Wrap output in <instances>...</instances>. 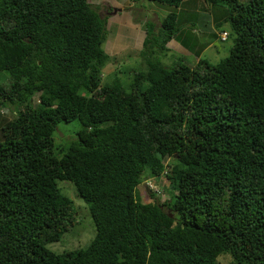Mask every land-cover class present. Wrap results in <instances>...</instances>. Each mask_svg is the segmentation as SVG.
I'll use <instances>...</instances> for the list:
<instances>
[{
	"label": "trees",
	"instance_id": "obj_1",
	"mask_svg": "<svg viewBox=\"0 0 264 264\" xmlns=\"http://www.w3.org/2000/svg\"><path fill=\"white\" fill-rule=\"evenodd\" d=\"M148 1L170 9L143 22V68L123 72L103 50L106 6L0 0V264H264V0ZM190 3L198 26L228 25V54L164 65ZM71 121L75 139L54 151ZM150 179L163 194L140 202ZM58 182L94 235L56 254L46 245L77 215Z\"/></svg>",
	"mask_w": 264,
	"mask_h": 264
},
{
	"label": "rangeland",
	"instance_id": "obj_2",
	"mask_svg": "<svg viewBox=\"0 0 264 264\" xmlns=\"http://www.w3.org/2000/svg\"><path fill=\"white\" fill-rule=\"evenodd\" d=\"M195 1H197L196 5L204 7L201 0H195ZM151 5H152L151 2H149L148 0L135 1L132 9L129 10L128 14L132 18V20H135V21L141 20V19H145V21H152L154 19L153 21H155V25L157 26L158 21H160L162 18V14L163 16L165 15L164 9H170V8L160 6L164 8H160L159 11L153 8V10L155 11L153 13L157 14L156 18H154L148 13V10L150 9L149 7H152ZM100 6L105 7L106 5L102 4ZM105 13H109V16L113 15L114 8H111V9L107 8L106 10H104L103 8H100L99 14L103 17H106ZM201 17H202V22L199 24V26L198 25L192 26L194 30L196 28L204 29L206 26H208L206 23V21L207 22L209 21L207 16L205 14H201ZM123 18H125V16H123ZM192 23H194V20ZM189 29H192V28H189ZM106 31H107V27H106ZM216 31L217 32H220V31L229 32L228 25L220 24V26L218 27ZM188 33H189L191 42L194 41V42L200 43L203 40H205L203 38V34L198 35L197 31H195V35H193L191 32H188ZM210 40H206V41L209 42ZM214 43L215 42H212V44ZM230 46H231V40L230 38H228L226 41L216 44L215 45L216 49L212 47L209 50L207 49L206 51H204V53L201 54L199 58L200 60H206L209 64H216L221 59L227 56ZM103 47L105 50L109 49V45L106 46V44L105 45L103 44ZM136 54H137V51L135 49L128 48L124 52L113 57V59L117 58L116 62L118 66L120 67V69H122L121 71L123 72L132 71V70L135 71L138 69V63L140 61V58ZM187 60L189 62H193V58L191 57L188 58ZM139 64H141V67L143 68V63L140 62ZM168 64L169 62L167 61L166 65ZM113 66H117V65L112 62L108 63L106 65V68L105 67L103 68L102 73L103 74L111 73L113 70ZM110 79L111 77H109V80ZM5 80H6L5 73H0V83L4 82ZM0 115L8 119L11 117L9 113L6 111L4 112L2 111ZM78 129H79V124L77 121H71L66 124L65 123L58 124L52 134V144H53L54 151L57 152L58 149H61L68 142L73 141L75 139V133L78 131ZM163 184L167 188L168 184L165 182ZM57 187L59 188L62 194H64L66 197H68L72 201L73 206L76 210V214H77L76 222L74 226L68 232L62 235L59 241L46 245V248L56 254L65 252V251H71L74 249H79V248L83 249L87 246V244L90 242V240L93 238V235H94V229H93L91 219L89 215L86 214V211H87L86 206L76 196L74 192V188L72 187L71 184L67 182H58ZM166 193H167V190H166ZM135 195H137L140 202H147L148 193L145 190L144 186H142L141 188H136ZM216 264H232V262H231L229 255L224 254V255H220L219 257H217Z\"/></svg>",
	"mask_w": 264,
	"mask_h": 264
},
{
	"label": "crops",
	"instance_id": "obj_3",
	"mask_svg": "<svg viewBox=\"0 0 264 264\" xmlns=\"http://www.w3.org/2000/svg\"><path fill=\"white\" fill-rule=\"evenodd\" d=\"M135 1H139V0H88V2L94 6H100L103 4L106 5V8L108 9L114 8L113 15L109 16V13H105L107 35L104 45L105 44L106 46L109 45V49L105 50L103 47V50L111 58L124 52L128 48H133L136 51H139L141 48V43L144 38L142 24L145 21V19H141V20L136 19L137 21H135L132 20V18L128 14L129 10L132 9ZM188 1H195V0H188ZM151 4L152 7H149L150 9L148 10V13L152 17L156 18L157 14L153 13L155 12L153 8L159 11L160 8H164V7H160L162 5H158V4L156 5V3L154 2H151ZM188 5L190 6L185 7L187 9L185 8L178 9V11L180 12L185 11V14L181 20L183 29L181 33L170 39L166 44L168 51L161 56V62L164 65H166L167 61L169 62L168 65L176 63L178 59H183L188 64L197 63V61L200 60L199 56L203 54L204 51H206L207 49L209 50L212 47L216 49L215 45L222 42L220 41L219 34L223 31L217 32L214 29L212 23H210V20H209V24L208 22H206L208 26L205 27V30H201L198 28H196L195 30L189 29L191 25H195L196 23L195 12H197V10L195 9V6H191L192 3ZM168 11L169 9H164L165 15ZM123 16H125V18H123ZM164 16L162 14V18ZM153 20L150 22L155 24V21ZM193 20L194 23H192ZM159 22L160 21H158V24ZM195 31L198 32V35L203 34V38L205 39L202 42L198 43V49L197 47L195 48L193 47L194 44L193 42L190 41V37L188 33L191 32L193 35H195ZM212 36H214V39ZM206 40H210V41L208 42ZM212 42L215 43L212 44ZM187 57L193 58V62H189L187 60L188 59Z\"/></svg>",
	"mask_w": 264,
	"mask_h": 264
},
{
	"label": "built area",
	"instance_id": "obj_4",
	"mask_svg": "<svg viewBox=\"0 0 264 264\" xmlns=\"http://www.w3.org/2000/svg\"><path fill=\"white\" fill-rule=\"evenodd\" d=\"M219 36H220V41L226 40V33L225 32H221L219 34ZM143 186L145 189L153 191L158 195L163 194V192L161 190H159L158 185L156 184L155 180H153V179L144 181Z\"/></svg>",
	"mask_w": 264,
	"mask_h": 264
},
{
	"label": "clouds",
	"instance_id": "obj_5",
	"mask_svg": "<svg viewBox=\"0 0 264 264\" xmlns=\"http://www.w3.org/2000/svg\"><path fill=\"white\" fill-rule=\"evenodd\" d=\"M224 32V31H223ZM226 41V40H225ZM222 42H224V41H222Z\"/></svg>",
	"mask_w": 264,
	"mask_h": 264
}]
</instances>
